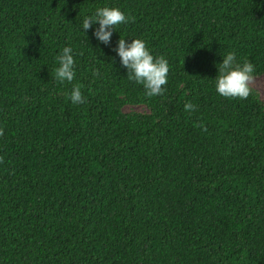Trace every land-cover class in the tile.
I'll use <instances>...</instances> for the list:
<instances>
[{"label":"trees","instance_id":"1","mask_svg":"<svg viewBox=\"0 0 264 264\" xmlns=\"http://www.w3.org/2000/svg\"><path fill=\"white\" fill-rule=\"evenodd\" d=\"M103 7L134 18L107 45ZM120 38L168 61L163 95ZM229 52L264 76V0H0V264H264V102L217 93Z\"/></svg>","mask_w":264,"mask_h":264},{"label":"clouds","instance_id":"2","mask_svg":"<svg viewBox=\"0 0 264 264\" xmlns=\"http://www.w3.org/2000/svg\"><path fill=\"white\" fill-rule=\"evenodd\" d=\"M132 17H125L118 8L103 7L96 10L93 16L85 17L82 28L88 30L93 24H99L94 30L95 38L107 45L112 36L113 29L133 20ZM120 58L121 65L127 69V77L130 81H135L145 89V95L152 97L163 95L167 84V75L169 73V63L163 57H153L146 47L144 41L132 39L130 44L125 39L120 38L117 47L114 49ZM58 67L55 69L56 79L60 82H71L75 78L74 58L72 49L65 47L62 53L57 56ZM218 75L215 78L217 93L225 98L246 99L250 95L249 84L253 80L254 65L245 60L242 64L236 61L234 53H227L217 67ZM70 101L76 104L85 103V97L82 95L79 86H74L68 97ZM185 111L191 113L196 109V105L185 103ZM195 127L207 131V127L202 123H197ZM0 131V135H2Z\"/></svg>","mask_w":264,"mask_h":264},{"label":"rangeland","instance_id":"3","mask_svg":"<svg viewBox=\"0 0 264 264\" xmlns=\"http://www.w3.org/2000/svg\"><path fill=\"white\" fill-rule=\"evenodd\" d=\"M249 86L254 88L259 93L261 100H263L264 102V76L253 78ZM125 111L126 112L128 111L142 112V108L141 107L126 108Z\"/></svg>","mask_w":264,"mask_h":264}]
</instances>
